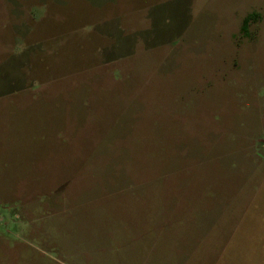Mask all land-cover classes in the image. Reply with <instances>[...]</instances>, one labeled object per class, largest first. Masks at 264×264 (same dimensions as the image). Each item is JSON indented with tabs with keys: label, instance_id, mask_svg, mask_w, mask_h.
Returning a JSON list of instances; mask_svg holds the SVG:
<instances>
[{
	"label": "rangeland",
	"instance_id": "obj_1",
	"mask_svg": "<svg viewBox=\"0 0 264 264\" xmlns=\"http://www.w3.org/2000/svg\"><path fill=\"white\" fill-rule=\"evenodd\" d=\"M0 264H264V0H0Z\"/></svg>",
	"mask_w": 264,
	"mask_h": 264
},
{
	"label": "trees",
	"instance_id": "obj_2",
	"mask_svg": "<svg viewBox=\"0 0 264 264\" xmlns=\"http://www.w3.org/2000/svg\"><path fill=\"white\" fill-rule=\"evenodd\" d=\"M258 17L256 14H250L245 20H244V27H243V31L244 33L247 32V26L251 23V22H256L258 20Z\"/></svg>",
	"mask_w": 264,
	"mask_h": 264
},
{
	"label": "crops",
	"instance_id": "obj_3",
	"mask_svg": "<svg viewBox=\"0 0 264 264\" xmlns=\"http://www.w3.org/2000/svg\"><path fill=\"white\" fill-rule=\"evenodd\" d=\"M22 9L26 10V8H24V6H22ZM30 30H31V29L29 28V30H28L27 32L18 31L17 35H18L19 37L26 38L27 35L30 36ZM28 36H27V37H28ZM29 40H30V38L28 37V39H27V45H32V43H30ZM24 45H25V44H24ZM25 86H26V85H24V87H25Z\"/></svg>",
	"mask_w": 264,
	"mask_h": 264
}]
</instances>
